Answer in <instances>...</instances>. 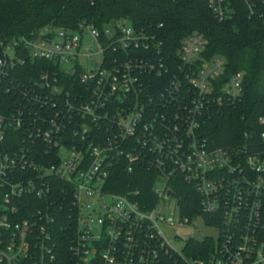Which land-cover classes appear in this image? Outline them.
Wrapping results in <instances>:
<instances>
[{
	"label": "built area",
	"instance_id": "1",
	"mask_svg": "<svg viewBox=\"0 0 264 264\" xmlns=\"http://www.w3.org/2000/svg\"><path fill=\"white\" fill-rule=\"evenodd\" d=\"M241 1L251 16L264 3ZM208 5L221 22L237 15L234 0ZM207 45L199 32L186 35L174 65L158 33L127 18L44 26L5 45L0 88L26 64L21 54L49 66L10 78L14 96L0 101V264H54L56 211L66 207L65 264H160L162 253L182 264H264V132L229 145L208 135L209 122L241 100L244 77L227 78L226 59L207 58ZM121 166L155 173L156 206L143 209L139 190H108ZM170 207L177 213L167 217ZM198 217L215 245L188 257L161 224Z\"/></svg>",
	"mask_w": 264,
	"mask_h": 264
},
{
	"label": "trees",
	"instance_id": "2",
	"mask_svg": "<svg viewBox=\"0 0 264 264\" xmlns=\"http://www.w3.org/2000/svg\"><path fill=\"white\" fill-rule=\"evenodd\" d=\"M209 0H0V58L7 43L44 26L75 29L82 21L102 28L112 20L127 18L137 27H145L158 33L164 42V55L174 65L178 63L181 40L193 32L203 34L208 45L205 56H222L227 61L225 76L243 74V96L234 106L226 107L207 127V133L217 144L237 142L248 132L258 141L264 132V3L257 13L249 14L241 0H234L237 15L232 20L219 21L208 5ZM26 57L24 65L18 64L10 77L2 81L0 101L8 102L14 96L7 87L11 79L26 80L36 77L49 66V62L33 61ZM65 77V76H64ZM63 77V78H64ZM66 78V77H65ZM65 82L69 84L68 79ZM155 173L138 166L130 174L124 166L116 168L108 190L126 192L139 190L138 199L143 209H151L158 203L153 191ZM184 213L195 210L185 194ZM187 196V197H186ZM61 199V197H56ZM34 202L38 203V200ZM190 206V207H189ZM67 207L56 212L54 236L57 243V259L54 264H65L72 259L70 252L71 232L65 223ZM73 210L71 208V218ZM209 218L206 216V219ZM73 222L71 221V225ZM215 241L210 238H189L184 247L186 256H205ZM160 264H182L177 255L162 253Z\"/></svg>",
	"mask_w": 264,
	"mask_h": 264
},
{
	"label": "rangeland",
	"instance_id": "3",
	"mask_svg": "<svg viewBox=\"0 0 264 264\" xmlns=\"http://www.w3.org/2000/svg\"><path fill=\"white\" fill-rule=\"evenodd\" d=\"M164 213L167 217H172L174 216V213L177 212L175 208L170 207L164 209ZM161 228L166 239L170 242L171 246L179 252L182 251L185 242L189 238H196L198 240H202L206 236L216 234L215 230L207 226L203 218L201 217L194 219L191 224H161Z\"/></svg>",
	"mask_w": 264,
	"mask_h": 264
},
{
	"label": "water",
	"instance_id": "4",
	"mask_svg": "<svg viewBox=\"0 0 264 264\" xmlns=\"http://www.w3.org/2000/svg\"><path fill=\"white\" fill-rule=\"evenodd\" d=\"M168 195H171V192Z\"/></svg>",
	"mask_w": 264,
	"mask_h": 264
}]
</instances>
